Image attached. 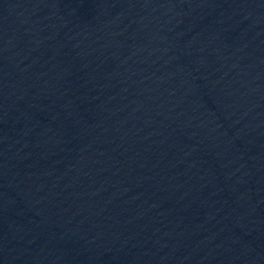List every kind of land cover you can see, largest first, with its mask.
Returning <instances> with one entry per match:
<instances>
[{"label": "water", "instance_id": "water-1", "mask_svg": "<svg viewBox=\"0 0 264 264\" xmlns=\"http://www.w3.org/2000/svg\"><path fill=\"white\" fill-rule=\"evenodd\" d=\"M0 264H264V0H0Z\"/></svg>", "mask_w": 264, "mask_h": 264}]
</instances>
